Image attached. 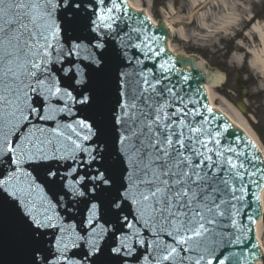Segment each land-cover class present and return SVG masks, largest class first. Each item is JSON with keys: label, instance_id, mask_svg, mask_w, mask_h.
I'll return each mask as SVG.
<instances>
[{"label": "snow or ice", "instance_id": "obj_1", "mask_svg": "<svg viewBox=\"0 0 264 264\" xmlns=\"http://www.w3.org/2000/svg\"><path fill=\"white\" fill-rule=\"evenodd\" d=\"M133 3L0 0V264L264 262V157Z\"/></svg>", "mask_w": 264, "mask_h": 264}, {"label": "rangeland", "instance_id": "obj_2", "mask_svg": "<svg viewBox=\"0 0 264 264\" xmlns=\"http://www.w3.org/2000/svg\"><path fill=\"white\" fill-rule=\"evenodd\" d=\"M137 2V0H134ZM140 7L144 4L147 7L144 10H149L150 14L156 19H164L166 16L172 22L175 28H184L188 33L187 38H182L178 34L174 33V37L172 41H169L173 48L178 53H198L201 55L206 61L210 63L213 67H216L224 72L227 77V81H223L216 87L212 88V92L214 93V101L216 105L223 106L221 99H225L228 102H232L230 100V95L232 98H237L236 94H231L229 92H233L235 89L238 92H241L243 89H247V86L254 84V91L258 92L261 89L264 90V78L260 77L261 74L257 72V70H252L255 74V77L258 79V83L253 82L252 84H244L239 82L242 79L246 78L245 71L249 72V77L251 76V70L243 69V61L239 62L233 58L234 53H240L242 56L244 55V51L240 50V44L247 45V41L245 39H236L238 36V31L241 30L243 23V18L236 24L234 28H231L227 31H217L215 34L206 38V40H200L199 38H194L193 34H206L205 32H201L199 28L196 26V17L197 13L193 12V7L190 5L189 0H139ZM173 9V10H172ZM193 14L192 19L190 18ZM214 14L213 12L209 13V16ZM216 14V13H215ZM222 13H218V16H221ZM238 27L237 29H235ZM238 41V42H237ZM224 42H226L224 44ZM232 47L233 50L227 58H224L225 52L224 50L228 47ZM240 50V51H239ZM245 58V56H243ZM244 71H242V70ZM244 76V77H243ZM253 77L255 80H257ZM255 92V93H256ZM255 101H247L248 110L247 113L250 114V117L245 114L243 116L245 118V124L252 127V130L256 129L261 133V135L257 132V138L260 141L262 149L264 151V95L257 98L254 97ZM252 110H256L253 112ZM264 239V237H263Z\"/></svg>", "mask_w": 264, "mask_h": 264}, {"label": "bare ground", "instance_id": "obj_3", "mask_svg": "<svg viewBox=\"0 0 264 264\" xmlns=\"http://www.w3.org/2000/svg\"><path fill=\"white\" fill-rule=\"evenodd\" d=\"M207 3H209V7L206 6ZM235 4H237V2L234 0H190V5L193 7L194 15L195 13H197V17L195 18L196 26L197 28L200 29L201 32L206 33V34L194 33L193 37L199 38L200 40H206V38L215 34L219 30L228 32L229 29L234 28L236 24L241 20L240 17L234 11ZM131 5L133 7L139 8L140 7L139 0H137V2L134 1V3ZM217 8H220L223 14L221 16H218L217 14H211L209 16V12ZM146 13H148V15L152 18V20L157 23V20L154 17H152L149 10H147ZM192 17L193 14L191 15L190 18L192 19ZM164 19L167 25L169 26L167 27L172 28L173 34L176 33L182 38L188 37L187 35L188 32L184 28H178V29L175 28L167 16ZM252 29L255 32L251 31V33L249 32L246 34L250 36L253 33V35H255V37L257 38L259 44L257 46H252V48L250 49V53H251L250 66H252L253 69L257 70V72L261 74L260 77L264 78V24L255 23ZM169 49L172 52L178 53L173 48L170 42H169ZM243 56L238 52L233 54V58L239 62L243 60ZM219 82L220 81H218L217 85H219ZM212 88L213 87L205 86V89L208 90L210 95L211 106L214 109H217L220 112H222L225 116H227L230 119V121L233 122L234 125H237L242 129H244L247 132V134L254 141H256L262 153L264 154L260 141L257 138V135L253 132L250 126L248 127V125L245 124V119L240 114V112L230 102H228L225 99H221L225 107L216 105L214 101V93L212 92ZM261 201L264 207V195ZM257 237L264 252V239H263L264 223L262 220L261 222H258ZM257 264H262V262Z\"/></svg>", "mask_w": 264, "mask_h": 264}, {"label": "flooded vegetation", "instance_id": "obj_4", "mask_svg": "<svg viewBox=\"0 0 264 264\" xmlns=\"http://www.w3.org/2000/svg\"><path fill=\"white\" fill-rule=\"evenodd\" d=\"M237 2L234 6L235 13L240 17V19H244V33L251 32V28L255 23H263L264 24V0H234ZM251 41H253V45L256 44L257 39L254 35H251ZM240 96L252 98L256 96L252 93H244L240 94Z\"/></svg>", "mask_w": 264, "mask_h": 264}, {"label": "water", "instance_id": "obj_5", "mask_svg": "<svg viewBox=\"0 0 264 264\" xmlns=\"http://www.w3.org/2000/svg\"><path fill=\"white\" fill-rule=\"evenodd\" d=\"M145 16L147 17V15L145 14ZM148 18V17H147ZM149 19V18H148ZM150 20V19H149ZM151 21V20H150ZM158 22H162L163 23V25H164V27L167 29V31L169 32V37H170V35H171V33H172V37L169 39V41H172L173 40V37H174V34H173V31H172V28H168L167 26H166V24H165V22L164 21H162V20H160V21H158ZM152 23V22H151ZM153 24V23H152ZM153 26H155L154 24H153ZM170 30H171V33H170ZM168 37V38H169ZM169 45V44H168ZM169 47V46H168ZM170 50V49H169ZM174 56H176L179 60H181L182 62H184V61H188V62H190L189 63V67L192 65V64H196L197 63V61H199L200 62V64L201 65H207V69L205 70V71H214V73L216 74V80H215V83H216V85H217V83H218V81H221L222 80V77H220L219 79H218V76H219V73L216 71V70H214V69H212L207 63H205V62H203L199 57H197L196 55H190V56H185V55H175L174 53H172ZM218 79V80H217ZM215 83L214 84H208L207 82H205L204 84H205V86H209V87H215L216 85H215ZM204 84H203V86H204ZM204 89H205V87H204ZM205 91H206V89H205ZM208 91V90H207ZM208 95H209V92H208ZM209 100H210V95H209ZM210 104H211V100H210ZM216 110V109H215ZM220 112V111H219ZM221 113V112H220ZM222 114V113H221ZM222 115H224V114H222ZM225 116V115H224ZM226 117V116H225ZM227 118V117H226ZM228 119V118H227ZM229 120V119H228ZM232 124H233V122H232ZM239 128V127H238ZM240 129V128H239ZM241 131H243L242 129H240ZM243 133L245 134V136L255 145V143L248 137V135L243 131ZM256 146V145H255ZM257 147V146H256ZM257 149H258V147H257ZM259 150V149H258ZM262 155V154H261ZM262 192V195H261V199H262V197H263V195H264V190L263 191H261ZM261 194V193H260ZM259 200H260V196H259ZM262 206H263V204L261 205V200H260V211H261V218H262ZM258 222H261V220H259ZM258 222H256L257 224H256V231H258ZM263 223H264V215H263ZM258 238V237H257ZM259 240H257V243L259 244V242H258ZM260 245V244H259ZM260 249H261V252H263V249H262V246L260 247ZM257 263H261L260 261H257Z\"/></svg>", "mask_w": 264, "mask_h": 264}]
</instances>
